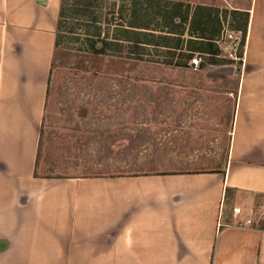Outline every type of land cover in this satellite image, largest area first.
I'll list each match as a JSON object with an SVG mask.
<instances>
[{
	"label": "crops",
	"instance_id": "0c3cea01",
	"mask_svg": "<svg viewBox=\"0 0 264 264\" xmlns=\"http://www.w3.org/2000/svg\"><path fill=\"white\" fill-rule=\"evenodd\" d=\"M177 2L185 31L199 5L222 8ZM60 4L0 0V264H264V228L233 216L264 208V0L230 6L250 19L225 168L89 176L37 163Z\"/></svg>",
	"mask_w": 264,
	"mask_h": 264
},
{
	"label": "rangeland",
	"instance_id": "374dc122",
	"mask_svg": "<svg viewBox=\"0 0 264 264\" xmlns=\"http://www.w3.org/2000/svg\"><path fill=\"white\" fill-rule=\"evenodd\" d=\"M102 1L95 10L101 15L98 25L103 35L110 32L112 36L119 23L128 26L132 20V0ZM210 1L227 10L226 17L223 14L224 29L218 36L223 52L217 59L229 63L216 64L207 54L198 52L206 63L204 68L176 63L185 60L180 54L189 53L185 48H178L172 56L167 48L152 46L142 59L81 51L78 47L86 43L87 23L82 16L66 20L73 28L65 27L66 48L57 47L55 51L42 134L41 171L89 176L225 168L240 65L234 39L238 37L239 41L241 37L229 11L230 6L248 0ZM122 5V18L108 23V10L115 7L117 11ZM203 14L209 16L205 11ZM160 19L153 18L151 27L168 31L167 23ZM189 33L185 31L182 37H193ZM261 209V205L257 207L258 217ZM241 214H235L234 208L236 222Z\"/></svg>",
	"mask_w": 264,
	"mask_h": 264
},
{
	"label": "trees",
	"instance_id": "16d2710c",
	"mask_svg": "<svg viewBox=\"0 0 264 264\" xmlns=\"http://www.w3.org/2000/svg\"><path fill=\"white\" fill-rule=\"evenodd\" d=\"M174 1L175 0H165L164 5L162 0H132V20L129 21L128 26H126L127 24L125 25L123 21L119 23V29H116L112 36H110L109 31V33L103 35L102 27L98 25L101 15L95 10L99 5H103L102 0H61L55 46L66 48L64 44L65 27L68 26L71 29L73 28L66 24L68 23L66 20L78 19L76 17L82 16L88 28L84 39L86 43L83 44L84 46L78 47L81 51L112 56H123L126 54L128 58L134 57L142 59L143 56L138 53L140 49L142 51L146 49L142 44H151L157 47L164 46L168 50L167 53L172 56L176 53L175 51L178 48H185L188 50L189 53H184V51L180 53L182 57H185V60L176 62L183 67L189 66L188 62L190 58L193 57L194 51L207 54L210 61H214L216 64H228V60L223 62L222 59H217V56L221 55L223 52L217 40L222 30L223 14L225 13L224 16L226 17L227 10H221L218 6L199 5L197 9H205V12L208 13L209 16L206 14L204 20L203 12L198 11V13L194 15V17L196 16L195 26H200V28H190L189 34L193 37L185 39L182 37L185 33V29L178 28L180 25L179 23H174V19L180 17L182 20L186 21L188 20V15L181 13V8L177 7V3L174 4ZM173 4L175 6H173ZM114 8H110L108 10L109 12H107L106 20H108V23L117 18L121 19V16H123L125 10L124 5L117 11ZM229 13H231V17L233 16L237 23L235 30L241 32L239 41H237L238 37L234 39L236 40L234 45L237 50L236 57H238V63L242 65L250 19V7L247 9H232ZM148 17H151V19ZM153 18H158V20L161 18L160 20L166 22L168 31L164 29H162L163 31H156L154 27H151L153 26ZM91 22L93 23L92 25L89 24ZM94 24H97L98 27L94 28V26H96ZM162 24L161 22V25ZM180 24L183 25L182 23ZM193 26L194 24H192V27ZM172 60L173 59H170L169 62H172ZM231 60V63L235 62L233 59ZM205 65L206 63L204 61L200 64L202 68H204ZM132 138L133 140L135 139L134 136H132ZM41 148L42 141L39 145L37 163L40 159ZM226 163L227 162H225V164ZM251 223L253 226L259 227L260 229L264 228V208L263 214L254 220L252 219Z\"/></svg>",
	"mask_w": 264,
	"mask_h": 264
},
{
	"label": "built area",
	"instance_id": "2783aa9c",
	"mask_svg": "<svg viewBox=\"0 0 264 264\" xmlns=\"http://www.w3.org/2000/svg\"><path fill=\"white\" fill-rule=\"evenodd\" d=\"M230 36H232V35H230ZM202 60H203V59H202V56H201L199 53H197L196 55H194V56L190 59L189 64H190L191 66L198 67V66L201 64ZM240 212H242V208L236 206V207H235V214H238V213H240ZM250 222H251V219H250V218H249V219H245V220L241 219L240 221L236 222V224H237V225H245V224L250 223Z\"/></svg>",
	"mask_w": 264,
	"mask_h": 264
},
{
	"label": "water",
	"instance_id": "95a60500",
	"mask_svg": "<svg viewBox=\"0 0 264 264\" xmlns=\"http://www.w3.org/2000/svg\"><path fill=\"white\" fill-rule=\"evenodd\" d=\"M40 1H47V0H40ZM242 70H243V65H239V66H237V70H236V72H237V74H240L241 72H242ZM2 240H1V238H0V254H4V253H7L8 251H9V249H11L12 248V244H10L9 242L8 243H6V245L5 244H2V242H1ZM11 242V241H10ZM12 243V242H11Z\"/></svg>",
	"mask_w": 264,
	"mask_h": 264
}]
</instances>
